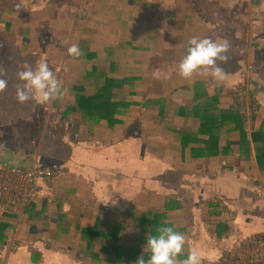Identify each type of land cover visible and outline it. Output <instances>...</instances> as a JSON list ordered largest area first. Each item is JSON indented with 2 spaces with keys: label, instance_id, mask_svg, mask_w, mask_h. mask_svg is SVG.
I'll use <instances>...</instances> for the list:
<instances>
[{
  "label": "crops",
  "instance_id": "crops-1",
  "mask_svg": "<svg viewBox=\"0 0 264 264\" xmlns=\"http://www.w3.org/2000/svg\"><path fill=\"white\" fill-rule=\"evenodd\" d=\"M5 13L20 21L16 36L27 46L57 40V14L74 26L66 49L74 41L83 55L62 72L75 75L76 85H89L95 58L130 59L105 65L110 76L129 78L114 124L73 111L75 84L62 100L20 104L16 89L23 82L12 81L19 70L5 69L0 167L35 162L52 175L39 181L19 216L0 205V264H136L148 236L135 221L143 214L156 216V229L165 221L174 225L186 238L181 259L195 248L202 264H223L229 248L264 232V0H0L1 20ZM192 36L230 42L222 84L178 74ZM237 89L249 98L250 116L237 107L235 115L212 116L236 105ZM33 105L43 106L36 117ZM53 128L56 139L76 137L77 149L52 141ZM110 194L117 205L103 203ZM118 211L127 212L123 222L115 220ZM93 215H107L105 223L121 230L119 242L137 252L116 258L112 241L79 242V229L94 225ZM73 228L76 234H69Z\"/></svg>",
  "mask_w": 264,
  "mask_h": 264
},
{
  "label": "clouds",
  "instance_id": "clouds-1",
  "mask_svg": "<svg viewBox=\"0 0 264 264\" xmlns=\"http://www.w3.org/2000/svg\"><path fill=\"white\" fill-rule=\"evenodd\" d=\"M230 49L231 45L227 40L214 41L211 38L192 36L188 40L186 55L179 62L178 74L188 81L196 77L207 79L211 76L218 84H222L227 74L220 65L228 62ZM67 51L74 58L83 55L78 43L70 44ZM4 75L5 69L0 65V77ZM17 78L23 82L16 89V99L20 104L31 99L41 104L59 101L63 99L66 91L62 82L44 61L39 62L35 68L25 63L23 70L18 71ZM6 88L7 80L0 78V94L4 93ZM109 202L113 206L118 203L113 199V194L103 203L107 205ZM168 223L165 221L156 229L155 235L146 237L144 253L147 251L150 255L146 259L143 253L137 258L136 264H202L201 256L195 248L188 249L186 258L181 259L185 252L186 238L174 225L167 226Z\"/></svg>",
  "mask_w": 264,
  "mask_h": 264
},
{
  "label": "rangeland",
  "instance_id": "rangeland-1",
  "mask_svg": "<svg viewBox=\"0 0 264 264\" xmlns=\"http://www.w3.org/2000/svg\"><path fill=\"white\" fill-rule=\"evenodd\" d=\"M62 8L64 9L65 6L62 5V6L56 8V9H58L59 14H60V11L63 10ZM105 8H108V7L105 6ZM123 13H125V11ZM59 14H57V17L55 19L52 18V22L54 21L55 24L61 25V31L59 32V34L56 35V33H55V35L58 38L56 40V39H54V36H52L53 39H50L49 42L47 44H45L43 47H42V45L40 46L37 41L31 42L32 46L25 45L26 41H24V43L18 41L17 36H16V32H19V30L17 29V26L19 24H21L20 21L14 22L15 20H12L11 18H9L7 13L4 14L5 19L1 20L3 17L1 15L0 16V20H1V22H0V65H3L4 69H12L13 72H15L16 70H19V71L23 70V65L26 63V61H28L27 64L31 65L33 68L41 61L47 62L49 65V68L56 74L58 80H60L62 82L63 89H66V92L68 91L70 94H72L71 87L73 84L76 83L75 75H71L70 74L71 72L68 74H66V73L63 74L62 71H65V68L68 69V71H69V69H71L70 67L74 66L76 64L77 59L68 54L64 40L70 39V37L72 39H74V36L76 34L73 30L74 26L71 27V25L69 23H68L69 25L66 24L65 20H62L61 15H59ZM33 20L38 21L39 20L38 16L33 17ZM58 28H60V26ZM26 31L23 34H24V36L29 37V35L27 34L28 31L27 32ZM67 33L70 34L69 38L67 36ZM18 34H20V33H17V35ZM47 40L48 39H46L44 41V43ZM72 43H74V41ZM95 44L97 46V43H95ZM20 48H22V49H20ZM24 48L30 49V52L28 55L25 52ZM25 55L28 57L26 58ZM63 55H66V56H63ZM62 56H63V58H62ZM101 58H95L94 60H97L96 61L97 64L104 66L106 64V58H102V59ZM49 59H51L50 62H49ZM125 59H130V57H127V58L123 57L121 59H117L119 61V63L116 65V67L122 66ZM136 61L137 60H135V62ZM83 64L89 65L90 63L87 62V63H83ZM56 72H58V73H56ZM12 77H13V80H12L13 82H15V81L20 82V80L17 78V74H12ZM0 78L5 79V75L3 77H0ZM88 79H89V81H91L90 78H88ZM8 82H9V79H8L7 83ZM236 107H237L236 105H232V107L229 106L226 109V111H229L231 114L235 115L237 113ZM47 108L48 107H46V109ZM54 108H55V106L53 105L52 109H54ZM30 109L32 111L31 113L36 117L39 115L40 111H42L43 106L33 105L30 107ZM67 114L68 115L71 114L70 117H72V113L68 112V113H65L64 115H67ZM91 121H93V120H91ZM93 122H95V123L100 122V120H96ZM53 129H55V128H53ZM55 131H56V129L53 131V134H51V140L54 141L55 143H58L59 145L63 146L64 148L66 147L68 151H71L72 149H74L75 148L74 145L76 146L78 144L77 138L73 137L72 135L67 137L65 142L62 139H56L55 134H54ZM75 149H77V148H75ZM88 172H91V169H88ZM101 176L106 177L104 175V173H102ZM118 212H120V213L115 212V214L117 215L115 220H117L119 222H123L124 221L123 216H125V214L127 212L126 211H118ZM106 217H107V215H104L100 220V218H96V215H93V219H92L91 223L94 222L96 224V226H98V229H101L103 231H107V229H109V227L111 225H108L107 223H105L107 221ZM101 221H102V223H101ZM125 231H126V229H125ZM70 233H72L73 235L76 234L74 228L72 229L71 232H69V234ZM76 239L80 240V236ZM69 240L70 241L73 240V242H74L75 239H72L71 236H69ZM124 240L125 239L122 238V241H124ZM130 240H132V237H130V239L127 240V242ZM79 242H81V240ZM79 242H77L76 245H78V246L81 245V243H79ZM102 244L104 245V243H102ZM102 244L100 243V246ZM70 245H72V244H70ZM102 256H103V258L107 259V256L105 254H103ZM106 259H104L102 261H105ZM104 264H108V263H104Z\"/></svg>",
  "mask_w": 264,
  "mask_h": 264
},
{
  "label": "trees",
  "instance_id": "trees-1",
  "mask_svg": "<svg viewBox=\"0 0 264 264\" xmlns=\"http://www.w3.org/2000/svg\"><path fill=\"white\" fill-rule=\"evenodd\" d=\"M118 63L119 61L117 59L114 62L106 59L105 65L116 66ZM105 65L92 64V69L88 72L87 76L91 79L89 85L82 83L73 86L75 103L71 108L73 111H79L83 117H86L89 120L96 121L105 119L108 123L111 122V124H114L120 121L117 118V115L123 111L122 108L126 104V101L123 99L122 89L129 81V78L128 76H110L108 70L105 69ZM229 114H231L229 111H222L219 109H216L214 113H211L212 116H216L217 118ZM200 128L201 127H199V129ZM216 137H218L217 134ZM213 141H215L214 137ZM135 221L141 225H146L145 227L147 228L145 231L148 232V235L153 234L158 222L156 221V216L151 218L146 214L137 217ZM79 230L80 239L83 240V242L85 241V243H89L94 236H100L106 241L109 240V243H111V241L114 242L116 245L113 252H115L114 254L116 258H119L122 253H125V251L128 252L127 254L129 256L133 254V251L135 253L137 252V250L135 251L133 248H126V246L119 242L121 230L117 227V224L115 227H109L108 232L98 229V226H96L95 223L91 227L82 226ZM108 249L110 252V248L105 246L102 251L107 252ZM92 253L94 256L97 254L94 250ZM136 261L137 257L135 263Z\"/></svg>",
  "mask_w": 264,
  "mask_h": 264
},
{
  "label": "built area",
  "instance_id": "built-area-1",
  "mask_svg": "<svg viewBox=\"0 0 264 264\" xmlns=\"http://www.w3.org/2000/svg\"><path fill=\"white\" fill-rule=\"evenodd\" d=\"M234 102L245 117L250 116L251 103L241 89L234 91ZM51 175L49 167L35 162L26 166L0 167V205L5 211L19 216L29 206L39 181ZM16 242L13 235L9 244ZM223 264H264V232L229 248Z\"/></svg>",
  "mask_w": 264,
  "mask_h": 264
}]
</instances>
